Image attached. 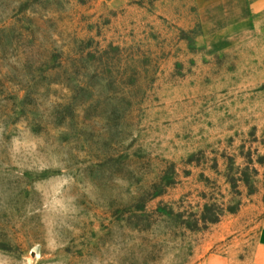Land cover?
I'll list each match as a JSON object with an SVG mask.
<instances>
[{
  "label": "rangeland",
  "instance_id": "rangeland-1",
  "mask_svg": "<svg viewBox=\"0 0 264 264\" xmlns=\"http://www.w3.org/2000/svg\"><path fill=\"white\" fill-rule=\"evenodd\" d=\"M0 264H264V11L0 0Z\"/></svg>",
  "mask_w": 264,
  "mask_h": 264
},
{
  "label": "crops",
  "instance_id": "crops-1",
  "mask_svg": "<svg viewBox=\"0 0 264 264\" xmlns=\"http://www.w3.org/2000/svg\"><path fill=\"white\" fill-rule=\"evenodd\" d=\"M248 5V9L254 13L264 11V0H245Z\"/></svg>",
  "mask_w": 264,
  "mask_h": 264
},
{
  "label": "trees",
  "instance_id": "trees-1",
  "mask_svg": "<svg viewBox=\"0 0 264 264\" xmlns=\"http://www.w3.org/2000/svg\"><path fill=\"white\" fill-rule=\"evenodd\" d=\"M216 221V220H215Z\"/></svg>",
  "mask_w": 264,
  "mask_h": 264
}]
</instances>
